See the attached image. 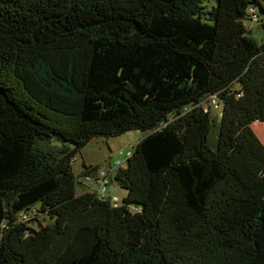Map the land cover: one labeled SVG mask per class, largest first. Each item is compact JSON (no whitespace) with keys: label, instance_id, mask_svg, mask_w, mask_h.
<instances>
[{"label":"trees","instance_id":"obj_1","mask_svg":"<svg viewBox=\"0 0 264 264\" xmlns=\"http://www.w3.org/2000/svg\"><path fill=\"white\" fill-rule=\"evenodd\" d=\"M262 17L264 0H0V264H264V38L244 24ZM132 130L122 204L76 194L80 150Z\"/></svg>","mask_w":264,"mask_h":264},{"label":"rangeland","instance_id":"obj_2","mask_svg":"<svg viewBox=\"0 0 264 264\" xmlns=\"http://www.w3.org/2000/svg\"><path fill=\"white\" fill-rule=\"evenodd\" d=\"M245 27L249 30V36L261 43L264 38V17L262 22H253L244 20ZM215 115L219 114V109H215ZM213 111V112H214ZM254 132L264 144V122H255L252 126ZM145 135L138 130H132L122 135L112 138H94L76 155V161L73 163V172L78 177L80 184H76V194L85 191L98 190L99 181L95 178L102 179V174L108 181L105 188V195L110 199L113 205L122 204L126 196V190L118 186L113 180L116 168L125 163L128 153L132 152L138 141ZM83 163L87 167H97V173L89 177L83 176L86 172ZM110 174V175H109ZM110 178L112 179L110 182ZM44 222V221H42ZM35 227V224L33 225Z\"/></svg>","mask_w":264,"mask_h":264},{"label":"built area","instance_id":"obj_3","mask_svg":"<svg viewBox=\"0 0 264 264\" xmlns=\"http://www.w3.org/2000/svg\"><path fill=\"white\" fill-rule=\"evenodd\" d=\"M102 179H99L98 181L100 182L99 183V188H98V193L101 194L102 196L105 195V188H106V185L108 184V181L103 177H104V174H102Z\"/></svg>","mask_w":264,"mask_h":264}]
</instances>
